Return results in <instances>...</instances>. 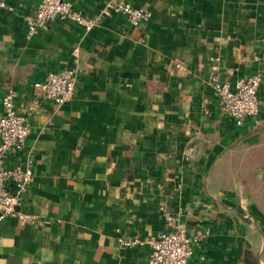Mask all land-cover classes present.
<instances>
[{
  "label": "crops",
  "instance_id": "0c3cea01",
  "mask_svg": "<svg viewBox=\"0 0 264 264\" xmlns=\"http://www.w3.org/2000/svg\"><path fill=\"white\" fill-rule=\"evenodd\" d=\"M1 1L0 113L12 91L32 126L1 165L35 170L0 222V264H148V244L118 237L180 227L201 235L189 264H264V80L242 125L210 84L264 78V0H72L99 24L55 19L30 38L38 0ZM111 1L152 16L134 26L103 14ZM63 68L78 79L58 104L34 83Z\"/></svg>",
  "mask_w": 264,
  "mask_h": 264
},
{
  "label": "built area",
  "instance_id": "2783aa9c",
  "mask_svg": "<svg viewBox=\"0 0 264 264\" xmlns=\"http://www.w3.org/2000/svg\"><path fill=\"white\" fill-rule=\"evenodd\" d=\"M0 5L4 6L5 3L1 1ZM113 13L125 14L134 26L148 21L152 16L148 9L118 1L109 2L103 10L105 15ZM100 17L87 15L76 9L72 0H38L35 12L26 16V36L32 37L39 28L55 19L73 21L89 32L99 24ZM77 79V71L73 68L50 70L44 79L36 81L34 86L45 98L63 104L75 94ZM263 80L262 74L235 80H223L213 75L210 84L217 94L221 112L242 125L247 118L256 116L261 110L263 100L259 90ZM1 102L3 108L0 113V222L16 211L21 193L32 180L35 170L33 158H29L24 165L14 168H5L1 165V160L7 152L19 150L24 146L32 129L28 116L19 112L12 91L4 93ZM9 183L14 184L18 191L12 192ZM165 218L169 222L174 219L170 213H166ZM200 238V234L191 235L186 228L180 227L147 238L119 236L118 242L122 246L148 244L150 246L148 264H189Z\"/></svg>",
  "mask_w": 264,
  "mask_h": 264
}]
</instances>
